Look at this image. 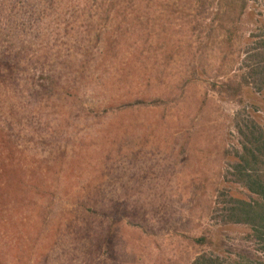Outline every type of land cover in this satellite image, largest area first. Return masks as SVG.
<instances>
[{
  "label": "rangeland",
  "instance_id": "374dc122",
  "mask_svg": "<svg viewBox=\"0 0 264 264\" xmlns=\"http://www.w3.org/2000/svg\"><path fill=\"white\" fill-rule=\"evenodd\" d=\"M44 1L0 0V251L18 264H193L201 254L228 264H264L261 247L251 242L247 227L224 226L213 216L220 191L240 199L248 195L224 182L233 162L228 153L239 147L235 117L242 107L220 87L244 75L247 51L263 34L264 0H245L247 9L228 50L226 35L217 30L219 23L227 24L223 18L207 14L204 21L215 31L210 34L205 26L195 29V20L185 17L192 12L191 0H156L154 6L143 2V23L134 26L146 44L139 53L153 78L141 84L145 93L166 103L149 105L125 119L118 113H109L107 119L73 117L77 128L64 133L68 139H57L61 144L55 147L36 144L38 151L53 150L54 159L42 164L49 172L44 182L28 171L25 199L15 191L18 180L3 172H13L16 165L4 159L10 150L3 131L11 123L16 133L18 118L32 115V91L40 99L46 94L30 86L35 65L29 48L43 38L48 20L36 14ZM208 1L216 8L242 2ZM72 34L77 38L66 41L80 50L74 58L96 60L103 44L95 47L87 27ZM123 49L121 55L127 53V46ZM75 61H70V70ZM193 67L203 74L180 89ZM50 90L59 101L58 88ZM244 99L264 126V91L245 88ZM30 197L35 198L27 206ZM84 198L105 200L111 218L81 209L77 201ZM116 213L122 223L104 244ZM200 238H208L212 246L193 243Z\"/></svg>",
  "mask_w": 264,
  "mask_h": 264
},
{
  "label": "trees",
  "instance_id": "16d2710c",
  "mask_svg": "<svg viewBox=\"0 0 264 264\" xmlns=\"http://www.w3.org/2000/svg\"><path fill=\"white\" fill-rule=\"evenodd\" d=\"M143 2H149V5L154 6L156 0H58L57 3L55 0H47L40 6L42 9L36 15L38 18L43 16L48 21L41 41L29 47L32 49L30 50L32 64L35 65L31 72L33 75L30 86L32 90L41 87L46 94L40 99L32 91V115L26 118L22 115L18 118L16 133L13 132L11 123H7L3 131L5 146L10 150L4 159L9 160V164L13 161L16 163L14 173L6 168L3 172L4 174L11 172L18 180L14 184L18 198L21 194L22 197L28 195L29 187L25 182L28 171L34 170L41 182L49 176V172L43 169L42 164L54 159V151L47 149L38 151L36 144L44 143L46 146L55 147L56 143L61 144L57 139L60 142L68 139L63 136L64 133L70 134L77 128L73 117L80 121L84 116L101 118L104 115V119H107L106 115L109 113H118L126 115L123 117L125 119L149 105L166 103L163 98L145 93V88L141 84L153 78V70L148 68V71L144 68V59L139 53L146 44L140 41L134 26L136 23L141 25L143 23L140 9ZM191 3L192 5L188 7L192 12L190 15H184L195 20V29H202L205 26L210 34H214L213 25L204 21V18L209 13L219 19L223 18L221 21L227 24L219 23L217 30L226 35L227 50L232 48L239 31L237 25L247 9L246 1L242 0L241 4L227 2L223 8H216L214 4H209L208 0H191ZM88 19L90 20L87 21ZM110 21L115 23L110 29L102 27L103 23ZM86 27L88 35L91 33L95 37V47L98 42L103 44V49L97 53L96 60L74 58L80 50L76 48L77 46H69L66 41L77 38L76 34L72 33L81 32ZM262 32L263 34L257 38L258 41L247 51L243 61L245 73L240 81L230 80L220 87L231 101L242 107V111L235 117L239 147L233 153H228L233 162L225 173L224 182L243 188L248 193L247 199L236 198L227 191H220L213 216L224 226L247 227L251 242L260 246L264 254V126L253 117L254 112L248 111L244 99L245 88L251 87L259 93L264 91V30ZM126 46L127 53L123 56L121 54L125 51L122 50ZM117 48L119 51L116 52ZM171 57L173 54L168 55L166 60L170 61ZM4 58L7 60L4 62L9 64V58L7 56ZM73 59L76 60L74 65L77 68L73 65L74 70L71 71L69 66ZM45 65L49 68L46 69ZM196 69L193 67L191 75L183 80V84H179L180 89L203 74ZM50 88H58V94L61 95L59 101L53 98ZM29 153H32V157L28 156ZM34 163L36 168L32 169L31 165ZM34 198H29L27 206L33 204ZM77 204L91 214L99 211L104 218H111L105 200L84 198L80 201L78 199ZM117 212L119 213V210ZM118 213L111 220L107 234L102 238L104 244L113 239L116 226L122 223V216ZM192 241L202 247L213 244L208 238ZM0 264L18 263L10 262L8 254L0 251ZM193 264L228 263L218 256L201 254Z\"/></svg>",
  "mask_w": 264,
  "mask_h": 264
}]
</instances>
